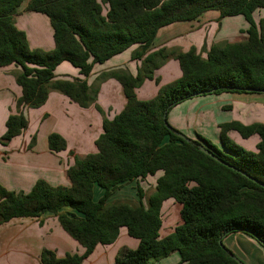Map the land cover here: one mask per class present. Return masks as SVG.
Returning <instances> with one entry per match:
<instances>
[{
    "label": "trees",
    "instance_id": "16d2710c",
    "mask_svg": "<svg viewBox=\"0 0 264 264\" xmlns=\"http://www.w3.org/2000/svg\"><path fill=\"white\" fill-rule=\"evenodd\" d=\"M25 1L26 11L47 17L51 50L31 49L26 34L15 26L17 9ZM209 11L221 19L242 17L245 39L213 45L205 58L193 48L175 54L181 75L159 86L153 72L170 53L161 49L147 54L157 32ZM256 13H260L257 20ZM133 46L138 48L131 59L145 56L136 76L122 70L103 74L121 84L126 104L111 120L103 118L95 153L74 156V164L64 172L68 186L53 187L38 179L23 194L0 185V225L49 213L84 249L81 255L63 258L43 250L40 264H82L97 245L113 244L121 228L138 245L121 251L114 264H150L174 252L177 264H238L222 243L229 234L241 233L264 249V125L219 124L218 148L199 135L187 137L188 142L180 139L167 114L199 96L264 92V0H0V69L11 65L19 69L14 79L21 90L16 105L22 108L40 107L50 91L86 108L90 100L86 78L93 67ZM64 62L84 79L54 80L55 69ZM145 79L159 87L154 97L141 101L135 90ZM27 124L22 113L9 115L0 145L21 135ZM229 131L242 139L256 135L255 151L234 143ZM200 145L228 166L200 152ZM47 147L59 153L67 146L61 136L50 134ZM157 173L161 175L145 202L139 186L137 205L109 201L123 185ZM94 189L102 191L97 200ZM166 201L180 205L181 223L160 238L161 207ZM64 209L71 211L63 213Z\"/></svg>",
    "mask_w": 264,
    "mask_h": 264
},
{
    "label": "crops",
    "instance_id": "0c3cea01",
    "mask_svg": "<svg viewBox=\"0 0 264 264\" xmlns=\"http://www.w3.org/2000/svg\"><path fill=\"white\" fill-rule=\"evenodd\" d=\"M20 9L23 10L20 12ZM24 9L21 6L17 9V15L14 17L15 26L26 34L31 49L51 50L52 28L47 17ZM32 21L40 28L35 29ZM224 22L225 18H219L216 11H209L194 21L161 28L147 54L161 49L174 54H169L164 64L153 72L159 86L180 77L181 72L174 59L175 54L185 53L193 48L197 54L205 58V52L216 43L240 42L235 38L237 33L232 30L225 29V33L221 34ZM227 36L235 39L228 40ZM137 48L133 46L104 64L93 67L91 75L86 78L90 98L86 108L79 107L56 91H50L45 103L38 108L17 106L21 90L15 83L14 74L19 69L13 65L0 69V137L5 132V122L9 115L22 113L28 120L27 127L21 135L13 138L6 146L0 145V185L3 188L26 194L38 179L53 187L68 186L64 172L74 164V156L95 153L94 142L102 133L103 118L111 120L126 104L121 84L115 79L104 78L103 74L122 70L136 76L137 69L145 57L140 60L131 59L132 52ZM54 76V80L63 81L84 79L77 69L66 62L55 69ZM159 86L154 80L145 79L135 90V95L141 101L151 99ZM263 95L264 93H222L199 96L174 106L167 114V122L188 138L195 139L199 135L213 145L221 147L219 124L239 122L246 126L253 123L264 125ZM50 134H57L65 140L67 146L65 151L59 153L49 151L47 138ZM227 136L249 151H255L259 142L256 135L242 139L236 132L229 131ZM156 175L158 178L161 174ZM134 183L136 181L125 185L130 186ZM101 195L100 189H94V200L99 199ZM168 202L171 204L167 210L174 203L172 201L163 203L161 217L167 212L164 207ZM178 209L180 210L179 204ZM70 211L62 210L63 213ZM162 227L163 222L159 230L160 238L166 237L174 229L167 226V229L162 230ZM222 243L243 264H264V249L251 238L241 233H232L224 237ZM137 245L138 241L129 237L125 228H121L113 244L97 245L82 264H114L121 251L135 250ZM43 250L53 252L57 258H63L67 254L81 255L84 252V249L63 231L57 216L49 213L38 219L19 218L0 225V264H40V254ZM168 257H172L171 264H176L179 260L176 252ZM168 257L151 261L150 264H167L165 259Z\"/></svg>",
    "mask_w": 264,
    "mask_h": 264
},
{
    "label": "rangeland",
    "instance_id": "374dc122",
    "mask_svg": "<svg viewBox=\"0 0 264 264\" xmlns=\"http://www.w3.org/2000/svg\"><path fill=\"white\" fill-rule=\"evenodd\" d=\"M26 3H27V1H25L21 5L22 8H25L24 11L26 10ZM21 10H23V9H20V12H21ZM259 16H260V13H256L254 15L255 20H257ZM35 23L36 22L33 23V21H32L33 27L35 29L40 28ZM246 28H247V25H246V23H245V21L243 20L242 17H240V16H236V17H226L225 18V22L222 24L221 34H224L225 33L224 32L225 29H228V31L232 30L235 33H237V36L235 38L237 40L243 41L245 39V31H246ZM240 29H243V30L241 32H239ZM227 37H228L227 38L228 40L235 39V38H232L231 36H227ZM214 45L219 46V43H216ZM216 147L221 148L220 146H216ZM158 174H161V173H158ZM156 177H157V175H155L152 178H146V180H142L140 182L137 181L136 183H134V184H132L130 186L125 185V186L120 187L116 192H114L113 196L111 197V202H126V203H128L130 205H137V203H138V197L136 195V186L141 187V189L143 190L144 195H145L144 196L145 197L144 200H146V197L153 191L154 181H155ZM169 204H171V203L168 202L166 204V206L164 207V210L167 211V212L166 213H163V215H162V222H163L162 230H165V228L167 226L170 229H173L176 226L180 225V223H181L180 217H179L178 204L177 203H173L171 205V207L167 210V208L169 207L168 206ZM165 260H167L166 261V262H168L167 264H171L172 257H168Z\"/></svg>",
    "mask_w": 264,
    "mask_h": 264
},
{
    "label": "water",
    "instance_id": "95a60500",
    "mask_svg": "<svg viewBox=\"0 0 264 264\" xmlns=\"http://www.w3.org/2000/svg\"><path fill=\"white\" fill-rule=\"evenodd\" d=\"M262 93H264V92H262ZM177 135H178V137H179L180 139H182V140H184V141H186V142L189 141V139H188L186 136H184L183 134L178 133ZM199 151L202 152V153L205 154V155L210 156V157H211L212 159H214L216 162H218V163H220V164H222V165H224V166H228V165L225 164L223 161H221L217 156H215L212 152H210L208 149H206L204 146L200 145V146H199ZM234 260H235L238 264H241V263H242V262L239 261L236 257H234Z\"/></svg>",
    "mask_w": 264,
    "mask_h": 264
}]
</instances>
